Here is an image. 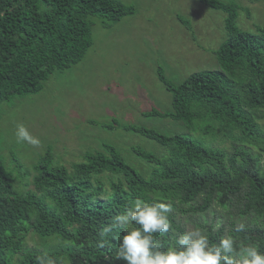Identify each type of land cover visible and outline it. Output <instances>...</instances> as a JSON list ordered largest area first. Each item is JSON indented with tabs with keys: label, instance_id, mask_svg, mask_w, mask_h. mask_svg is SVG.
Segmentation results:
<instances>
[{
	"label": "trees",
	"instance_id": "1",
	"mask_svg": "<svg viewBox=\"0 0 264 264\" xmlns=\"http://www.w3.org/2000/svg\"><path fill=\"white\" fill-rule=\"evenodd\" d=\"M198 1L226 14V38L214 50L219 68L173 83L159 67L171 107L143 114L212 132L230 139L231 148L123 123L124 130L162 147L157 153L132 146L146 171L112 143L85 151L68 166L48 150L33 165V188L26 190L15 188L16 178L0 158V264H39L41 257L57 264H124L116 258L123 232L114 229L102 240L99 230L136 198L153 197L172 201V231L155 234L165 247L186 231L176 220L179 211L199 217L198 226L208 229L212 241L230 234L264 251V26L240 29L235 1ZM133 11L121 0H0V112L3 101L38 92L51 73L83 58L92 44L90 16L115 23ZM238 221L245 223L242 232L235 231ZM33 232L57 242L33 247L26 242Z\"/></svg>",
	"mask_w": 264,
	"mask_h": 264
},
{
	"label": "rangeland",
	"instance_id": "2",
	"mask_svg": "<svg viewBox=\"0 0 264 264\" xmlns=\"http://www.w3.org/2000/svg\"><path fill=\"white\" fill-rule=\"evenodd\" d=\"M121 1L134 6L132 14L115 23L99 15L89 17L92 44L80 61L55 70L38 92L1 103L0 158L16 178L15 188H33V165L46 151L53 153L57 163L68 166L105 142L115 144L127 162L146 171L149 167L140 162L132 146L157 153L162 147L124 130L123 123L187 134L210 147L231 148L230 139L212 132L188 128L169 117L143 114L152 108L166 111L171 107V94L157 76L159 67L173 83L195 71L219 68L214 50L226 38L225 12L198 0ZM221 1L240 6L236 18L240 29L264 26V0ZM21 123L39 138L38 147L17 142L16 126ZM111 124L113 128L108 127ZM19 165L21 170L16 169ZM28 172L23 184V174ZM199 219L191 212H176V220L185 229L198 226ZM35 234L30 233L26 241L33 247L42 249L57 242Z\"/></svg>",
	"mask_w": 264,
	"mask_h": 264
},
{
	"label": "clouds",
	"instance_id": "3",
	"mask_svg": "<svg viewBox=\"0 0 264 264\" xmlns=\"http://www.w3.org/2000/svg\"><path fill=\"white\" fill-rule=\"evenodd\" d=\"M15 136L18 143L40 145L39 138L22 123L16 126ZM172 212L171 200L153 197L149 202L136 198L131 206L103 225L99 235L103 240L114 229L123 232L116 258L124 264H264V251L258 243L238 240L230 234L212 241L208 229L203 226L188 227L176 236L174 243L163 246L155 234L172 231L169 215ZM244 229L245 223L238 221L235 231ZM39 264L57 262L50 257H41Z\"/></svg>",
	"mask_w": 264,
	"mask_h": 264
}]
</instances>
